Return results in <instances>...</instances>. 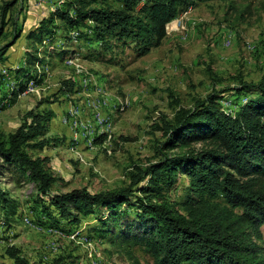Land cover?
I'll use <instances>...</instances> for the list:
<instances>
[{"label": "rangeland", "instance_id": "obj_1", "mask_svg": "<svg viewBox=\"0 0 264 264\" xmlns=\"http://www.w3.org/2000/svg\"><path fill=\"white\" fill-rule=\"evenodd\" d=\"M71 1L0 0V23L4 7L14 5L7 13L11 23L0 31V54L13 43L15 27L23 32L0 62V138L13 134L31 112H52L45 135L33 142L48 143L43 150L29 149L33 157L46 160L45 168L55 178L52 193L83 188L102 193L129 186L139 170L162 161L164 123L181 107H192L213 89H233L241 75L247 82L264 79V0L200 3L168 24L163 44L141 57L133 42L113 41L107 50L93 43L89 48L86 41L87 48L84 41L65 44L62 34L44 46L28 39L44 18ZM66 45L76 53L63 51ZM37 51L43 61L32 67L28 57ZM20 69H29L42 82L32 79L13 102ZM70 81L81 90L65 98L60 92ZM223 105L235 109L230 102ZM207 147V142L191 146ZM188 185V177L179 175L165 197L182 201ZM0 193V262L8 261L7 250L15 247L33 264H153L144 250L152 225H144L133 208L123 207L108 227H103L105 210L92 218L80 216L79 224L51 217L38 203L37 185L1 158Z\"/></svg>", "mask_w": 264, "mask_h": 264}, {"label": "trees", "instance_id": "obj_2", "mask_svg": "<svg viewBox=\"0 0 264 264\" xmlns=\"http://www.w3.org/2000/svg\"><path fill=\"white\" fill-rule=\"evenodd\" d=\"M209 1L72 0L44 18L28 39L44 46L46 40L53 41L62 34L65 44L84 41L85 48L86 43L89 48L93 43L107 50L112 49L113 41L125 45L133 42L141 57L163 44L171 22ZM13 6L12 2L4 7L0 31L11 23L7 13ZM72 32L78 36L74 38ZM22 34V28H14L13 43L1 50L0 62ZM47 48L43 52L51 54ZM61 48L68 54L76 53L71 52L72 46ZM38 56V51L29 55L30 66L43 61ZM19 74L22 81L13 91V102L32 79L42 82L29 69H20ZM235 81L233 89H213L192 107H181L172 121L165 122L167 139L162 161L139 170L131 184L122 189L95 193L83 188L52 193L55 178L47 172L46 160L29 152L35 147L43 150L48 143L33 144L48 129L53 115L49 111L31 112L13 134L0 138V158L5 164L18 166L37 185L38 203L51 217L54 214L79 224L80 216L92 218L105 210L109 214L103 227H108L107 222L120 218L123 207L133 208L144 225H152L151 236L144 239V250L153 264H264V245L258 243L264 242V79L247 82L241 75ZM64 84L66 88L60 92L63 96L76 93V88L81 90L75 81ZM223 102H230L235 109L226 110ZM198 142H207L209 147L192 149V144ZM175 149L181 151L171 155ZM179 175L187 176L189 185L182 201L173 203L165 195ZM146 180L147 185L143 183ZM138 193L144 197H137ZM146 198L155 200L148 202ZM7 258L0 264H33L15 247L8 248Z\"/></svg>", "mask_w": 264, "mask_h": 264}, {"label": "bare ground", "instance_id": "obj_3", "mask_svg": "<svg viewBox=\"0 0 264 264\" xmlns=\"http://www.w3.org/2000/svg\"><path fill=\"white\" fill-rule=\"evenodd\" d=\"M74 35V34H73ZM75 37V36H74ZM74 39V38H73Z\"/></svg>", "mask_w": 264, "mask_h": 264}]
</instances>
